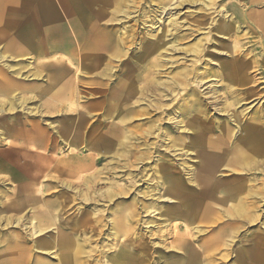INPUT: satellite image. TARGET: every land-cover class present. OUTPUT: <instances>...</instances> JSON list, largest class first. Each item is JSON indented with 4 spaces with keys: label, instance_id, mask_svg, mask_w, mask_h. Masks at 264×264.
Here are the masks:
<instances>
[{
    "label": "rangeland",
    "instance_id": "374dc122",
    "mask_svg": "<svg viewBox=\"0 0 264 264\" xmlns=\"http://www.w3.org/2000/svg\"><path fill=\"white\" fill-rule=\"evenodd\" d=\"M99 1L41 0L33 8L23 0H4L0 6V51L6 56L0 61V71L11 82L0 84V105L12 101L11 109L0 113V257L8 254L4 239L15 217L27 226L34 217L44 218L33 215L34 208H44L41 201L55 191L51 196L55 205L46 204L52 213L76 207L70 215L65 211L62 226L78 238L86 264H106L105 257L112 258L122 241L130 256L140 257L146 264H178L182 257L197 259L199 264H238L237 255L247 246L244 240L256 227L244 228L240 240L224 238L220 222L226 214L233 215V204L210 199V195H222L211 193L198 178L192 181L184 168L197 161L199 152L221 144V128H235V122L243 127L249 119L264 125V35L249 18L253 6L241 0H215L205 6L199 0H186L171 10L178 24L166 41L188 50L196 43L202 48L201 53L196 49L198 56L169 49L165 56L171 62L162 61L170 76H178L187 65V78L195 70L204 72V86L187 83L179 90L185 94L174 100L175 107L190 108L188 119L198 115L210 123L200 131L203 137L194 138L191 132L197 130L182 131L171 121H161L170 116L169 107L154 110L135 103L134 96L126 102L124 125L112 117L113 82L132 62L128 54L121 61L111 58L121 28L136 35V42L140 37L143 42L155 0H132L128 17L116 13L113 5L101 7ZM218 4L226 6V16L236 21L234 28L223 29L222 34L213 31ZM88 6L93 39L77 31L81 10L83 25L88 27ZM263 7L264 3L260 4L259 8ZM11 9L16 21L8 24L6 16ZM33 11L38 36L28 40ZM82 40L87 52L82 51ZM81 56L87 68L83 73ZM205 56L221 60L229 71L216 69ZM17 98L25 100L23 108L31 106L37 112L23 109ZM160 103L167 105L168 101ZM149 119L159 123L151 130L154 133L167 127L169 137L183 135L191 152L186 156L177 151L174 156L154 135H144ZM112 127L122 132L119 138L106 136ZM33 128L42 136L38 144L32 141ZM240 138L236 137L239 145ZM13 147L18 151L12 152ZM152 153L160 155V160L154 161ZM157 167H170L171 171L153 174ZM58 180L71 188L62 189ZM207 200L214 204L204 207ZM111 221L126 232L113 238ZM256 222H264V210L263 214L257 212ZM176 233L183 235L189 251L176 246Z\"/></svg>",
    "mask_w": 264,
    "mask_h": 264
},
{
    "label": "bare ground",
    "instance_id": "6f19581e",
    "mask_svg": "<svg viewBox=\"0 0 264 264\" xmlns=\"http://www.w3.org/2000/svg\"><path fill=\"white\" fill-rule=\"evenodd\" d=\"M8 1V0H6ZM33 5V8L38 5L41 0H23ZM43 1V0H42ZM83 2L84 0H80ZM186 0H155V8L152 12L151 24L147 26V38L141 42H136V35L133 33H127L126 28L123 29V33L117 39V46L113 50L111 58L118 59L121 61V57L128 54L130 60H132L128 69L121 74L118 81L113 82V88L110 92V103L111 115L115 119L117 118L123 125L126 121V102L133 98L135 103H145L147 107H152L154 110H164L165 107H169L170 116L162 117V120L171 121L175 127L182 131H193L195 137H203L200 131H204V128L210 123L208 120H202L198 115H193L190 119L186 116L190 113V108H181L180 106L175 107L174 100L180 99L187 83H192L197 87L205 85L206 79L204 78V72L195 70L191 78H187V72L189 71L188 65L185 66L182 72L178 73V76H170L164 72L166 70V64H162V61L167 60L171 62L170 57L165 56V52L169 49L185 50L186 53H201L200 48L196 43L195 48L185 49L177 47L175 42L166 41L165 37L173 33V29L177 26L176 17L171 13L172 9L180 6ZM101 7L114 6L116 13H123L129 16L132 11V0H104L99 1ZM206 2L214 4L215 0H199L203 6ZM4 3V0H0V6ZM217 12L219 17L214 20L213 31L217 34H222L223 29H232L235 27L233 17L226 16L229 12L226 6L222 4L217 5ZM89 15L86 16L87 26L83 25L84 11H80L78 14V35L87 34L89 38H94V33L90 31V6H88ZM135 11V10H134ZM35 11L32 13V19L30 24L32 27L27 32L28 40H36L38 36V29L36 30ZM163 14H169L164 17ZM126 17V18H127ZM7 23L12 24L16 21L14 11L8 10L7 12ZM226 18V20H225ZM234 25V26H233ZM143 29V28H142ZM160 30V31H159ZM90 31V32H89ZM86 32V33H84ZM144 32V31H143ZM224 35V34H223ZM86 36V35H85ZM142 36V35H141ZM145 36V34H144ZM139 37V36H138ZM33 42V41H32ZM135 45V49L131 51L130 46ZM82 51L88 50L85 44L80 43ZM91 47V46H89ZM197 49V51H196ZM217 53H221V50L213 48ZM199 54L197 53L196 56ZM227 55H231L227 53ZM207 58V56H205ZM6 56L0 51V61H3ZM84 56L80 59V73L86 71V64L84 63ZM193 59V58H191ZM207 60L212 62L216 69L221 71H229L227 64L221 60H213L208 57ZM165 65V66H163ZM192 65V63H191ZM113 67V66H112ZM79 73V74H80ZM3 75L0 71V84L10 85V79ZM216 79V78H215ZM136 80L141 82L139 85ZM206 92H210L209 86H206ZM165 98L164 100H162ZM168 101L167 105L161 104L162 101ZM11 100L7 101V106L0 105V113L11 109ZM17 103H21L20 106L24 107L25 100L16 99ZM125 106V108H124ZM134 108V107H132ZM30 113H35L36 108L31 106L23 108ZM146 111V110H145ZM166 113V112H164ZM236 119V117H235ZM235 121V120H234ZM237 121V120H236ZM235 128H221L222 141L217 148H211L199 152L197 161L194 164L185 166L184 170H188L192 181L198 178L203 185L210 190L211 193L219 192L222 197H213L210 195V199L230 201L233 204V215L226 214L227 218L220 222L222 236L224 238L230 237V240L241 239L243 229L246 227L255 226L257 231L252 232L249 236H246L247 246H245L237 255L238 264H264V222L257 221V212L263 214L264 210V125L253 121L252 119L247 120L245 125H237L234 123ZM159 123L155 120L149 119L147 126L149 130H144V135H154L156 139L164 146V149L168 152H173L174 156L178 155L175 152H181L183 155L190 153V149L186 148L188 145L183 139V135L178 134L173 137H169L167 127L159 128L161 132L154 133V130ZM113 126H116V124ZM112 127L107 132L106 136H110L111 140L119 138L122 134L118 133ZM191 129V130H190ZM35 133L32 136V141L36 144L42 141L40 130L33 128ZM38 131V132H37ZM200 135H199V134ZM240 136L241 145L238 144L236 137ZM235 137V139H234ZM221 139V138H220ZM169 145H165V144ZM255 148V151H254ZM18 151V148L13 147L12 152ZM259 153V156H257ZM257 154V155H256ZM160 155L154 153L151 157L154 161L160 160ZM258 157V158H257ZM26 161V160H25ZM26 163V162H25ZM160 163V162H158ZM162 165V163H161ZM42 168V167H39ZM165 170V171H164ZM171 168L166 167L165 169L157 167L152 169L153 174L163 175L164 172H170ZM39 172H37L38 174ZM39 175H34L36 178ZM47 176V175H43ZM49 177V176H48ZM75 177V176H74ZM58 179L57 177H51ZM79 179V177H77ZM23 180V179H22ZM62 185V189L65 187L67 190L71 188V185L65 181L58 180ZM51 187V184H49ZM45 190V189H44ZM55 191L47 193L46 200H42V209L33 211V215H44V218L34 217L35 220L31 222L29 226L23 224L18 216L15 217L11 229L6 231V238L4 239V247L8 249V254L0 257V264H86L87 260L83 259V251L80 250V243L78 238L74 239L72 233L65 232V226L63 219L65 211L68 210L67 215L72 213L75 208L72 206L67 208H61L55 213L48 208L46 202L50 205H55V201L51 197ZM214 200H207L205 206L213 205ZM21 209L20 207H16ZM70 208H73L70 210ZM193 205L189 208L192 211ZM70 210V211H69ZM17 211V210H16ZM66 215V216H67ZM125 218V216H121ZM220 220V219H219ZM123 221V220H122ZM67 222V221H66ZM65 222V223H66ZM60 223V224H59ZM64 223V224H65ZM124 224V223H123ZM7 224H5L6 226ZM117 228H116V226ZM115 227V228H114ZM119 226L113 221L110 222V233L113 238H117L120 232L123 231L121 228L117 230ZM112 231V232H111ZM183 235L176 233L173 239L176 241V246H183L187 251L189 248L186 247V241L182 242ZM125 243L122 241L119 243L118 248L114 251L112 258L105 257L106 264H146L142 258L132 257L129 255L125 248ZM2 253V252H1ZM0 253V254H1ZM6 252H3L4 255ZM169 264V263H167ZM178 264H199V261L194 258H183L179 260Z\"/></svg>",
    "mask_w": 264,
    "mask_h": 264
},
{
    "label": "crops",
    "instance_id": "0c3cea01",
    "mask_svg": "<svg viewBox=\"0 0 264 264\" xmlns=\"http://www.w3.org/2000/svg\"><path fill=\"white\" fill-rule=\"evenodd\" d=\"M246 4H251L253 8L248 11L249 18L254 22L256 27L261 30L264 35V7L259 8L260 4L264 3V0H241Z\"/></svg>",
    "mask_w": 264,
    "mask_h": 264
}]
</instances>
